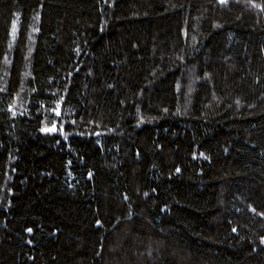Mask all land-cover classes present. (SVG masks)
Here are the masks:
<instances>
[{"label": "trees", "instance_id": "obj_1", "mask_svg": "<svg viewBox=\"0 0 264 264\" xmlns=\"http://www.w3.org/2000/svg\"><path fill=\"white\" fill-rule=\"evenodd\" d=\"M0 264H264V0H0Z\"/></svg>", "mask_w": 264, "mask_h": 264}, {"label": "snow or ice", "instance_id": "obj_2", "mask_svg": "<svg viewBox=\"0 0 264 264\" xmlns=\"http://www.w3.org/2000/svg\"><path fill=\"white\" fill-rule=\"evenodd\" d=\"M221 2H224V0H221Z\"/></svg>", "mask_w": 264, "mask_h": 264}]
</instances>
